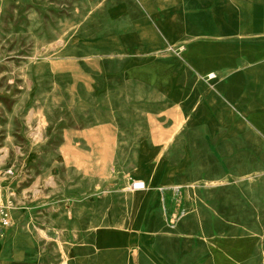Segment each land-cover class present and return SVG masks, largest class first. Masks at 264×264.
<instances>
[{
  "label": "crops",
  "instance_id": "crops-1",
  "mask_svg": "<svg viewBox=\"0 0 264 264\" xmlns=\"http://www.w3.org/2000/svg\"><path fill=\"white\" fill-rule=\"evenodd\" d=\"M95 7L101 25L96 33L82 29L83 57H96L106 82L157 94L164 107L156 116L168 135L157 129V141L148 133L137 144L130 179L146 189L131 195L124 226L68 247L67 262L255 264L256 234L219 225L217 215L234 213L228 184L246 180L233 174V160L261 151L255 164L264 168V0H97ZM174 112L182 115L178 125ZM6 164L13 173L0 178V192L12 208L21 180ZM189 184L205 200L196 224L174 220L178 193ZM218 199L226 200L224 212ZM6 229L0 264H36L33 238Z\"/></svg>",
  "mask_w": 264,
  "mask_h": 264
},
{
  "label": "rangeland",
  "instance_id": "rangeland-1",
  "mask_svg": "<svg viewBox=\"0 0 264 264\" xmlns=\"http://www.w3.org/2000/svg\"><path fill=\"white\" fill-rule=\"evenodd\" d=\"M96 3L0 0V167L13 164L21 180L12 200L15 223L6 231L33 238L36 264H69L68 247L104 227L124 226L137 144L148 133L157 141L161 127L157 94L106 82L96 57H83L82 29L96 33L101 25ZM102 129L115 137L107 154ZM261 156L253 151L233 160V174L245 173L246 180L228 184L234 213L217 215L219 225H244L256 234L255 264H264V168L255 164ZM176 201L174 220L200 222L197 208L205 200L197 184L182 187ZM217 203L224 212L226 200Z\"/></svg>",
  "mask_w": 264,
  "mask_h": 264
},
{
  "label": "built area",
  "instance_id": "built-area-1",
  "mask_svg": "<svg viewBox=\"0 0 264 264\" xmlns=\"http://www.w3.org/2000/svg\"><path fill=\"white\" fill-rule=\"evenodd\" d=\"M13 173L11 167H0V178H6ZM138 186L134 181L130 184V186ZM142 185V184H141ZM12 204L9 198L2 199L0 192V234L3 233V230L9 228L13 224V216H12Z\"/></svg>",
  "mask_w": 264,
  "mask_h": 264
},
{
  "label": "bare ground",
  "instance_id": "bare-ground-1",
  "mask_svg": "<svg viewBox=\"0 0 264 264\" xmlns=\"http://www.w3.org/2000/svg\"><path fill=\"white\" fill-rule=\"evenodd\" d=\"M173 115L181 116L180 119H177V121L175 122L176 125H178L181 122V120H182V115L179 112H174ZM38 123L40 125L41 124V121H39ZM159 130H161V133L163 132V129L161 127L159 128ZM102 137H103L102 138V142H101V144H102V150H103L104 154H107L108 149H109V144L114 142L115 137H114L113 134H111L109 132H106V130H104V129H102ZM134 182L138 186L134 187V186L131 185V186H129V188H131V190L133 192V197H136V194L139 191L146 189V185H145V182L142 181L141 179H135Z\"/></svg>",
  "mask_w": 264,
  "mask_h": 264
}]
</instances>
